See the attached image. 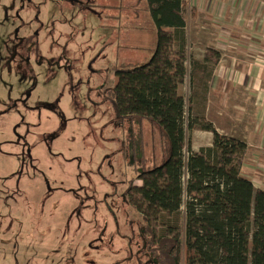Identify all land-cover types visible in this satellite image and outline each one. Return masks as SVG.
<instances>
[{"label":"rangeland","instance_id":"374dc122","mask_svg":"<svg viewBox=\"0 0 264 264\" xmlns=\"http://www.w3.org/2000/svg\"><path fill=\"white\" fill-rule=\"evenodd\" d=\"M199 23L188 8L190 56ZM155 46L142 0H0V264H151L126 193L141 185L152 132L115 114L112 87ZM189 82L178 86L185 124ZM186 137L192 151L210 144Z\"/></svg>","mask_w":264,"mask_h":264},{"label":"trees","instance_id":"16d2710c","mask_svg":"<svg viewBox=\"0 0 264 264\" xmlns=\"http://www.w3.org/2000/svg\"><path fill=\"white\" fill-rule=\"evenodd\" d=\"M142 1L156 46L147 63L115 72L112 102L120 119H143L152 132L153 152L137 174L141 185H130L126 193L142 217L151 264H264V192L240 175L246 145L192 113L184 123L186 106L178 86L188 75L193 98L200 85L195 82L196 88L194 80L204 74L202 63L186 50L188 2ZM189 12L197 14L193 8ZM194 130L211 133V145L192 151L186 134ZM181 209L184 222L178 224L171 218ZM153 221L161 234L156 235Z\"/></svg>","mask_w":264,"mask_h":264},{"label":"crops","instance_id":"0c3cea01","mask_svg":"<svg viewBox=\"0 0 264 264\" xmlns=\"http://www.w3.org/2000/svg\"><path fill=\"white\" fill-rule=\"evenodd\" d=\"M187 2L197 13L192 21L208 24L199 23L200 34L191 36L200 50L192 60L204 67L194 80V86L200 85L195 86L192 116L246 145L240 175L264 192V0ZM204 134L211 145V134Z\"/></svg>","mask_w":264,"mask_h":264},{"label":"built area","instance_id":"2783aa9c","mask_svg":"<svg viewBox=\"0 0 264 264\" xmlns=\"http://www.w3.org/2000/svg\"><path fill=\"white\" fill-rule=\"evenodd\" d=\"M187 157H188V153L187 152H183V160L186 162L187 160ZM186 181H187V174L185 173L184 176H183V179H182V182H183V185L185 186L186 185Z\"/></svg>","mask_w":264,"mask_h":264},{"label":"flooded vegetation","instance_id":"af4514ba","mask_svg":"<svg viewBox=\"0 0 264 264\" xmlns=\"http://www.w3.org/2000/svg\"><path fill=\"white\" fill-rule=\"evenodd\" d=\"M23 1H24V5H26L28 2H30V3H31L32 1L34 2V0H23Z\"/></svg>","mask_w":264,"mask_h":264}]
</instances>
